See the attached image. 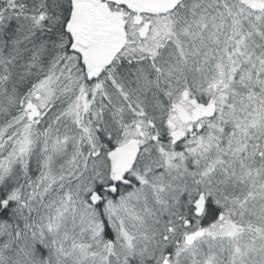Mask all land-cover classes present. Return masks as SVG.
Here are the masks:
<instances>
[{"label":"snow or ice","instance_id":"1","mask_svg":"<svg viewBox=\"0 0 264 264\" xmlns=\"http://www.w3.org/2000/svg\"><path fill=\"white\" fill-rule=\"evenodd\" d=\"M0 264H264V0H0Z\"/></svg>","mask_w":264,"mask_h":264}]
</instances>
